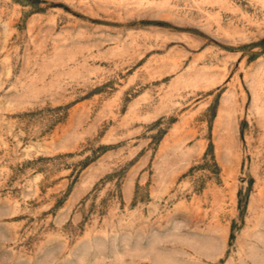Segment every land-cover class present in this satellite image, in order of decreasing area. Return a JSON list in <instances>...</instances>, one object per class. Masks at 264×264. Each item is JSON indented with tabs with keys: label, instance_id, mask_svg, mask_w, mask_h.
I'll use <instances>...</instances> for the list:
<instances>
[{
	"label": "rangeland",
	"instance_id": "rangeland-1",
	"mask_svg": "<svg viewBox=\"0 0 264 264\" xmlns=\"http://www.w3.org/2000/svg\"><path fill=\"white\" fill-rule=\"evenodd\" d=\"M0 264H264V0H0Z\"/></svg>",
	"mask_w": 264,
	"mask_h": 264
}]
</instances>
